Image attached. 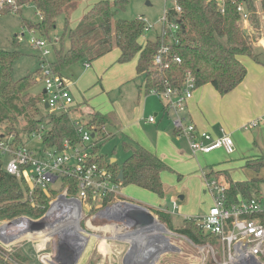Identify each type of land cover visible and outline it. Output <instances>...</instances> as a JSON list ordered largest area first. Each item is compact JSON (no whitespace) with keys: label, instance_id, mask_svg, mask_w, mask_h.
I'll list each match as a JSON object with an SVG mask.
<instances>
[{"label":"trees","instance_id":"16d2710c","mask_svg":"<svg viewBox=\"0 0 264 264\" xmlns=\"http://www.w3.org/2000/svg\"><path fill=\"white\" fill-rule=\"evenodd\" d=\"M80 1L14 0L15 12L4 4L0 8V17L10 14V11L20 13L23 6L31 5L39 20L37 23L22 20V28L35 30L37 36L45 38L55 29L58 17L65 13L63 36L67 35L69 44L67 48L62 46V42L58 48L53 46L54 59L49 62L50 70L54 74L64 76V72L75 64L93 61L117 49L118 63H127L137 58L136 78H143V86L139 91L143 89L145 94H150L153 89L161 90L165 80L171 87L179 86L185 72L190 71L196 88L210 85L219 94L224 95L235 89L246 76V68L240 61L241 56H247L253 62L264 66L259 59L260 53L252 46L255 40L248 35V32L245 33L237 12V3H244L249 13L247 21L249 28L251 30L259 28L255 16L257 0H225L223 14L214 1L175 0L182 10V29L181 34L177 35L178 43L168 41L166 36L159 33L155 40L147 41L144 46L140 45V39L146 31L145 21L115 19L116 10L123 8L127 0H91L92 6L83 15L76 28H68L69 14ZM261 10L264 17V0L261 1ZM15 40L14 38L13 44ZM164 45L169 48V54L163 55V62H168L171 56L176 55L181 59L180 65L170 64L168 69L154 66L153 59ZM20 56L21 54L16 50L0 49V126L4 127L3 132L18 135L15 124L22 119L25 120V125L22 127L25 135L40 131L41 128L45 130L41 142L47 148L53 146L61 148L65 140L75 144L78 142V136L72 126V118L68 114L48 111L43 115L39 114L38 105L45 95L42 91L38 95L31 96L30 92L36 84V79L32 75H27L17 81L12 80L13 64ZM88 123L95 126L96 132L101 134L97 130L103 125L113 126L114 115L92 112ZM123 148L128 156L123 160L120 168H117L115 163L106 162L98 154L97 146L93 148L94 162L99 167L105 168L116 182H118V172L122 170L123 180L119 182L121 187L134 186L163 197L164 186L161 174L169 169L165 163L143 147L133 148L123 143ZM247 165L255 172H259L264 168V157L248 160ZM205 176L225 181L229 203H234L238 195L251 199L260 193L259 188L264 185V179L261 178L233 181L227 170L210 171ZM71 184L73 188L69 193L74 195L75 182ZM33 198L34 204H31L26 184L23 180L5 172L0 156V221L17 218L40 219L47 211L51 197L35 191ZM113 201L114 197L110 195L105 198L104 205ZM156 216L161 222L169 223L167 212L157 210ZM168 225L170 226V223ZM176 232L193 244L204 245L210 242L209 237L203 235L194 219L187 220Z\"/></svg>","mask_w":264,"mask_h":264},{"label":"rangeland","instance_id":"374dc122","mask_svg":"<svg viewBox=\"0 0 264 264\" xmlns=\"http://www.w3.org/2000/svg\"><path fill=\"white\" fill-rule=\"evenodd\" d=\"M261 1H256L255 13L259 28L251 30L248 23H241L245 33L248 32V35L253 40L264 37V17L261 10ZM91 6V0H81L69 14L68 28L75 29L83 14ZM170 6V0H127L123 8L116 10L115 19L132 21L143 18L147 26H149V29L145 31L143 37L140 39V45L144 46L147 41L155 40L160 33L165 10L170 8ZM65 15L64 13L58 17L55 29L50 31L47 37L41 38L49 45H53L55 42V46L58 48L62 42L64 48L68 47L67 35L63 36ZM22 20L31 23L38 22L39 17L33 6L25 5L21 8L20 13H12L10 11V14L0 17V49L9 51L16 50L21 54L13 64L12 80L17 81L27 75H32L36 79V84L30 92L31 96H33L42 93L44 88L39 79L42 75L41 70L43 65L41 61L51 62L54 59V50L52 49L48 56L42 57L40 50L30 44L32 36L36 37L38 35L36 33L37 31L23 29ZM30 32L35 35H32ZM18 34L23 35L22 40L20 42L15 40V44H13V39ZM252 46L256 52H262L261 47L256 48L254 43H252ZM117 59L118 50L113 49L93 61L77 63L64 72L63 75L71 81L69 92L72 96L73 104L68 108L70 111L69 116L71 118H81L94 131L95 126H91L92 124L89 125L88 123L92 113L85 111L88 110L98 112L102 115L111 114L117 116L120 125L119 129H117L118 127L103 125L97 130L101 134L97 133L95 136L98 154L109 163L114 159L117 168H120L121 163L128 156L124 151L123 143L131 145L133 148L141 146L151 152L157 149V157L160 156L162 158V155H165L164 157L166 158H162V161L169 169L164 170L161 175L164 186L163 197H158L134 186H124L118 189L119 199L121 198L122 200L134 204L138 203L147 207L156 217V220L168 231L167 234L161 233V236L165 235L170 247L178 251L164 252L155 264H198L200 261L198 249L202 245L191 243L187 238L178 234L176 230L182 227L187 220L205 216L212 206L213 200L210 192L206 188V179L210 180L211 178L205 176L211 168L227 170L233 179H237L238 181H246L254 178L264 179V168L259 172H255L248 167L246 161V158L251 157L246 151L250 147L254 148V138L255 141L256 138L262 141L261 144L263 143V147L261 149L264 153V125L260 123L258 128L251 127L243 130V127L248 125V123L244 122L243 124V121L238 122L240 125L235 127H239L240 129L237 130L236 135L233 134L231 136L234 144V153L231 155H227L222 148L214 150L209 154H193L184 138H177L174 141V146L178 149V154L170 152L168 150V139L164 135H158L156 130L159 129L161 132H169L173 136L174 131L171 123L173 116L171 112L162 114V105L164 103L161 98L152 93L145 94L143 89L139 91L143 86V78H136L135 75L137 58L127 63H118ZM260 59L263 60L264 55L260 54ZM85 63L89 65L87 68L84 66ZM212 89L210 85H203L195 89V94L202 93L203 98L208 102L210 92H216ZM221 96H226L225 98H227L229 95L224 94ZM208 106L205 111H208V109L211 110L213 116L211 118L212 125L209 126L208 130L203 131L218 135L220 128H222L226 132H231L235 124L232 120L228 119V111H223V113L215 111L216 108L212 105V102H208ZM38 110L41 115L47 111V109H44L43 104L38 105ZM155 116H158V120L160 119L157 126L145 124V121L149 117L155 118ZM24 125L25 120L19 119L18 123L15 124L18 135L14 133L5 134V132L2 134L7 137L12 136L16 142H20L21 135L29 149L41 150V140L36 137L28 140L27 135L23 134L22 127ZM3 128L0 126L1 131H3ZM174 136L176 138L175 134ZM8 161L9 158L4 156L2 159L3 165L5 166ZM259 189L263 190L264 185ZM172 202L177 204V209L172 210ZM161 209L166 210L169 214L170 226L168 222L163 223L156 216V211ZM11 221H0V226ZM92 225L98 227L99 225L104 226L106 224L102 221H94ZM100 230L98 228V232H93L89 236L90 242L85 252H81H84V254L82 255L80 264L85 262L93 246L95 248L92 250L90 264H98L100 262L99 260L101 258L98 255L99 253H97V244L100 241V237H112L110 232L105 234L106 229H103V233L99 234ZM5 231L6 235L18 236L20 227L15 225L9 226ZM119 232L122 235L121 231ZM93 234H96L98 237H95ZM144 236L145 234L140 236L142 240H145ZM7 240L11 239L8 238ZM109 241H111L109 244H118V241L115 239L110 238ZM154 242H151L150 250H155L154 246L158 243L154 244ZM5 243L0 242V257L2 258L0 259V264H42L39 260L41 252L35 244L26 240L21 241L20 237L10 244ZM213 246H216V244H213ZM118 252L121 255L123 254L120 250ZM204 253L207 256L206 252ZM54 256H56V253ZM11 257L15 260L11 259ZM112 258H114L113 255ZM111 262L112 264H121L120 258ZM53 264H60V262L53 260Z\"/></svg>","mask_w":264,"mask_h":264},{"label":"built area","instance_id":"2783aa9c","mask_svg":"<svg viewBox=\"0 0 264 264\" xmlns=\"http://www.w3.org/2000/svg\"><path fill=\"white\" fill-rule=\"evenodd\" d=\"M208 1H214L223 14L225 0ZM170 2V8L165 10L163 16L160 34L166 36L168 41L177 44V35L181 34L182 29V10L175 0ZM4 4L15 12L14 0H0V8ZM237 12L241 23L246 24L249 13L244 3H237ZM138 19L145 21L143 18ZM147 29L149 26L146 27ZM22 37L23 35L18 34L15 39L20 42ZM36 37L32 36L30 44L40 50L42 57L48 56L56 43L49 45L41 39L42 37ZM168 54L169 48L162 46L153 59L154 66L168 69L170 64H181V59L176 55L171 56L170 60L164 63L163 55ZM41 63L42 75L39 79L45 91L41 104L44 106L46 103L47 111L50 113L69 115L68 108L73 104L69 92L71 81L64 76L54 74L50 70L49 62L43 60ZM84 66L87 68L89 65L85 63ZM195 89L194 78L190 71H186L179 86L171 87L165 80L161 90L153 89L150 93L157 95L163 101V114L171 112L173 116L171 123L176 137L184 138L193 154H209L220 148L227 155L233 154L234 144L229 132L220 128L219 136H214L198 129L189 118L183 115L187 103L194 96ZM154 120V117H149L147 122L153 123ZM71 122L78 136V142L70 144L65 140L61 148L56 146L47 148L42 145L41 150H32L27 147L22 136H20V142H16L12 136L9 138L0 130V156L1 159L4 156L9 158L8 163L3 165L5 172L24 181L29 191L31 204H34L35 191L51 197L48 209L40 219L20 218L14 224L20 227V232L17 234L20 240L35 244L41 252L39 260L42 264H53L60 242L65 243L67 248L80 253L79 260L81 252L90 242L89 236L93 232H98V228L117 224L124 230V234L132 229L124 227L118 219L124 207L123 204L129 202L119 199L120 181L118 179V182L113 181L111 174L94 162L93 148L97 146L96 130L90 129V126L78 117L72 118ZM257 124L254 122L244 128L247 130ZM44 133L45 130L41 128L40 131L27 135V139L36 137L42 141ZM92 134H94L93 138ZM70 181L75 182L74 195L69 193L73 188ZM206 188L212 196L213 204L205 216L194 220L203 235L209 237L210 242L198 249L200 256L198 264H264V189L251 199L238 195L234 203H229L225 183L214 178L206 179ZM110 195L114 197V201L104 205L105 198ZM175 209L177 204L172 202V210ZM40 220L45 223V228L40 231H29L30 222ZM94 221H102L106 225L95 227L92 225ZM4 225L6 224L1 225L0 229ZM14 225H8L5 229ZM5 229L0 234L2 238L15 237V235H6ZM109 232L112 237L103 236V238L129 239L126 236L114 235L111 229ZM93 235L98 237L96 234Z\"/></svg>","mask_w":264,"mask_h":264},{"label":"crops","instance_id":"0c3cea01","mask_svg":"<svg viewBox=\"0 0 264 264\" xmlns=\"http://www.w3.org/2000/svg\"><path fill=\"white\" fill-rule=\"evenodd\" d=\"M254 44H255L256 48L261 47L262 52H258V53H260L261 55H264V37H260V38L256 39L254 41ZM258 51H260V50H258ZM118 56H119V51H118ZM259 59H260V57H259ZM240 61L246 68V76H245L244 80L235 89H233L229 93H226V95L227 94L229 95V96H227V98H225L226 96H221L220 94H218V92L216 90H214V88L212 90L216 91L217 93L216 92H210V95L208 96L209 97L208 102H212V105L216 108L215 111H219L220 113H223V111H228L227 112L228 119L232 120L235 124L234 128L231 129V132H229L231 134V136L233 134L236 135L237 130L240 129L239 127H235V126L240 125V124H238V122L243 121V124H244V122H247L248 125L251 123L257 122L258 124L254 126L255 128H258V125L260 123L264 125V66L262 64H257L255 62H253V60L247 56H241ZM260 61H261V63H264V59L263 60L260 59ZM135 75H136V73H135ZM208 102H207V100H205L203 98L202 93H199V94L196 93L195 94V92H194V96L187 103L186 109H185L184 114H183L184 116L189 118L196 125V127L200 130H206V129L208 130L209 126L212 125V123H211V120H212L211 118L213 117L212 112L210 109H208V111H205V109L208 106ZM208 108H209V106H208ZM85 112H87V113L91 112L92 113V111H88V110ZM162 114H163V105H162ZM157 117L158 116H155V120L153 123H148L146 120L145 124H148L151 126H157L158 123L160 122V119L158 120ZM112 127H115V128L118 127L117 129L120 128L119 119L117 118L116 115L114 116V124ZM243 130H246V129L243 127ZM156 132L158 135H164L168 139V143H169V149L168 150L170 152L178 154V149H176L174 146V141L177 140V137L175 138L174 134H173V136L170 135L169 132H161V131H159V129L156 130ZM211 134H213V133H211ZM219 134L218 135L213 134V135L219 136ZM256 141L254 138V141H253L254 148L250 147L246 151L251 156V157L246 158V161L256 160V159L264 157V153L262 152V149H261V147H263V143L261 144L262 141L259 140L258 138H256ZM153 151L156 154L154 152H151V151L150 152L153 153L154 155L158 156L157 155L158 150L155 149ZM243 154H245V153H243ZM164 156L165 155H162L163 159L166 158ZM158 158H160L162 160V158L160 156ZM110 163H115V160L112 159ZM210 171L218 172V171H222V170H217V169L211 168L208 172H210ZM228 173H229V171H228ZM229 175H230V173H229ZM231 178L233 179L232 176H231ZM219 181L225 183V181L223 179H219ZM233 181L238 182L237 179H233ZM239 182H240V180H239ZM135 204H138V203H135ZM138 205H140V204H138ZM161 211L167 212L164 209L163 210L161 209ZM115 226L117 227V224H113V227H115ZM111 227L112 226H108V227H104V228L100 227L101 230L99 231V234L103 233V229H106L105 234L109 233V229H111ZM116 233L120 234L119 231L115 232V235H117ZM121 234L123 235L124 233L121 231ZM102 240H104V241L101 242ZM115 240L118 241V244L117 243L116 244L115 243L109 244V242H111V241H109V238H106V237L100 238V241L97 244V253H99L98 255L101 258L99 261L101 263L99 262L98 264H102V262H104V261L106 263H108L109 261H115L118 258H120V262L123 260L125 253L129 248V244L127 243V240H125V239H121V240L115 239ZM94 248L95 247L93 246L92 250ZM85 250H86V248H85ZM85 250H84V252H85ZM92 250L90 251V254H88V256H87V258L83 264H90L91 259H92ZM119 250L123 252L122 255L120 254V252H118ZM84 252L82 253V255L84 254ZM82 255L77 262L78 264H80V262H81ZM112 255L114 256V258L111 259ZM119 255H121V256H119ZM102 260H104V261H102ZM147 262H149V260H147Z\"/></svg>","mask_w":264,"mask_h":264},{"label":"water","instance_id":"95a60500","mask_svg":"<svg viewBox=\"0 0 264 264\" xmlns=\"http://www.w3.org/2000/svg\"><path fill=\"white\" fill-rule=\"evenodd\" d=\"M148 4V3H147ZM43 94H45V91H43ZM44 109H47V104H44ZM94 137V134H92V138ZM118 180L122 182L123 180V172L122 170H119L118 172ZM124 207L122 208V212L119 214L118 219L119 221L124 225V227L132 228L131 231L126 233V237H135L140 234H145L144 239H147L143 243V247L146 248L148 252H152L153 250H150V244L152 241L155 240L156 235H152L151 230L155 226V222H157L158 226L162 228L163 233L167 234L168 231L164 228L162 224H160L157 220L156 217L152 214V212L141 205L134 204V203H129L125 202ZM20 218L14 219L8 224L4 225V229L8 225H14L16 224ZM45 228V223L40 220V221H31L29 225V231L34 232V231H40ZM133 240H127V243L129 244V248L125 253V256L123 258L122 264H155L158 262L160 255L163 254L164 252L172 251V252H177L173 247H170L168 244V240L166 236H160V242H162V246L157 248L156 250L153 251L152 255L154 257L153 260L150 262H147V258L142 256V259L140 255L137 253L136 245L138 244V241ZM126 240V239H125ZM134 241V243H133ZM0 242L5 244L3 239L0 237ZM141 244V243H139ZM48 248V246H47ZM80 256V253L75 252L73 249L67 248L65 243L60 242L56 251V256L54 258L55 261L60 262L62 264H76L78 262V258Z\"/></svg>","mask_w":264,"mask_h":264},{"label":"bare ground","instance_id":"6f19581e","mask_svg":"<svg viewBox=\"0 0 264 264\" xmlns=\"http://www.w3.org/2000/svg\"><path fill=\"white\" fill-rule=\"evenodd\" d=\"M155 224V226H154V228L151 230V233L153 234V235H161V233H163V231L164 230H162V228H160L159 226H158V224H157V222H155L154 223ZM110 226H112L111 227V230L113 231V234L115 235V232H118V231H122L123 233H124V230L122 229V228H120V227H113V224L112 225H110ZM3 230H4V227H2L1 229H0V234H1V232H3ZM153 230H154V232H153ZM117 234V233H116ZM117 235H120V234H117ZM125 234H123V235H121V236H124ZM141 235H144V234H140V235H137L136 237H135V239H134V237H129L128 236V238L130 239V240H136V241H138V245L140 246V245H143V243H141L142 241L144 242V241H147L146 239L145 240H142L141 239ZM126 236V235H125ZM0 237H1V235H0ZM2 238V237H1ZM17 238H19V236H15V237H12V238H10L11 240H7L8 238H2V239H6V240H3L4 242H7V244H9V242H11V241H13V240H15V239H17ZM128 239V240H129ZM121 240V239H120ZM139 243H141V244H139ZM152 257H154V256H152ZM151 257V260H149V261H152L153 260V258Z\"/></svg>","mask_w":264,"mask_h":264},{"label":"flooded vegetation","instance_id":"af4514ba","mask_svg":"<svg viewBox=\"0 0 264 264\" xmlns=\"http://www.w3.org/2000/svg\"><path fill=\"white\" fill-rule=\"evenodd\" d=\"M160 236L161 235H158V236H155L154 238H155V242H154V244L155 243H158V244H156V246H154L155 247V250L157 249V248H159V247H161L162 246V242H160ZM135 241V240H134ZM134 241H133V243H134ZM145 242V241H144ZM143 241L141 242V243H144ZM159 244H161V245H159ZM136 245V249H137V253H138V255H140V257H141V259H142V256L143 257H145V258H147L148 260H151V257L153 256L152 255V253H153V251L152 252H148L147 250H146V248L145 247H143V245H138V244H135ZM102 261H104V260H102ZM122 262H123V260L121 261V264H122ZM151 262V261H150ZM60 264H62V263H60ZM102 264H112V262L111 261H109L108 263H106L105 261L104 262H102Z\"/></svg>","mask_w":264,"mask_h":264}]
</instances>
